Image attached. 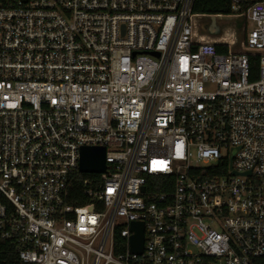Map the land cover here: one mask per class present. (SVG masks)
Returning <instances> with one entry per match:
<instances>
[{
	"label": "built area",
	"instance_id": "built-area-1",
	"mask_svg": "<svg viewBox=\"0 0 264 264\" xmlns=\"http://www.w3.org/2000/svg\"><path fill=\"white\" fill-rule=\"evenodd\" d=\"M194 2L0 0V237L23 264L264 258V0ZM83 147L106 167L75 205Z\"/></svg>",
	"mask_w": 264,
	"mask_h": 264
},
{
	"label": "trees",
	"instance_id": "trees-1",
	"mask_svg": "<svg viewBox=\"0 0 264 264\" xmlns=\"http://www.w3.org/2000/svg\"><path fill=\"white\" fill-rule=\"evenodd\" d=\"M231 0H195L193 11L195 13L202 14H229ZM219 51H223L221 47H218ZM87 180H93L98 183L100 175L96 173H84L79 170L75 171L73 180L70 184L71 198L70 202L75 205H83L90 202V198L86 195V186L84 182ZM256 264H264V258L257 259ZM0 264H23L16 251L15 244L10 240H6L0 237Z\"/></svg>",
	"mask_w": 264,
	"mask_h": 264
},
{
	"label": "water",
	"instance_id": "water-1",
	"mask_svg": "<svg viewBox=\"0 0 264 264\" xmlns=\"http://www.w3.org/2000/svg\"><path fill=\"white\" fill-rule=\"evenodd\" d=\"M242 18L238 20V23ZM212 26H215V18H212ZM215 34H219L218 31ZM106 150L104 147H83L80 151L79 171L84 173H102L105 170ZM135 234L131 237V250L135 253L143 251V224L134 223Z\"/></svg>",
	"mask_w": 264,
	"mask_h": 264
},
{
	"label": "rangeland",
	"instance_id": "rangeland-1",
	"mask_svg": "<svg viewBox=\"0 0 264 264\" xmlns=\"http://www.w3.org/2000/svg\"><path fill=\"white\" fill-rule=\"evenodd\" d=\"M207 21L202 22V27L206 28L207 27ZM220 24L224 27V32L227 35L229 39H235V20L232 17L225 16L223 19L220 21Z\"/></svg>",
	"mask_w": 264,
	"mask_h": 264
},
{
	"label": "flooded vegetation",
	"instance_id": "flooded-vegetation-1",
	"mask_svg": "<svg viewBox=\"0 0 264 264\" xmlns=\"http://www.w3.org/2000/svg\"><path fill=\"white\" fill-rule=\"evenodd\" d=\"M207 32L209 33V35H212V34H214V33H215V32H213V31H212V29H210V28H209V29H207Z\"/></svg>",
	"mask_w": 264,
	"mask_h": 264
}]
</instances>
